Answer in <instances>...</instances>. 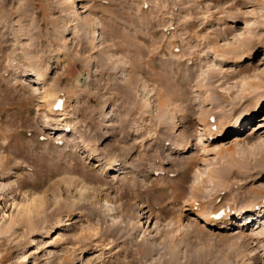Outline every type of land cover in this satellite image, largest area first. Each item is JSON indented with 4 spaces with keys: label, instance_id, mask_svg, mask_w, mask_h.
Returning a JSON list of instances; mask_svg holds the SVG:
<instances>
[{
    "label": "rangeland",
    "instance_id": "obj_1",
    "mask_svg": "<svg viewBox=\"0 0 264 264\" xmlns=\"http://www.w3.org/2000/svg\"><path fill=\"white\" fill-rule=\"evenodd\" d=\"M112 226L144 264H264V0H0V264L128 262Z\"/></svg>",
    "mask_w": 264,
    "mask_h": 264
},
{
    "label": "bare ground",
    "instance_id": "obj_2",
    "mask_svg": "<svg viewBox=\"0 0 264 264\" xmlns=\"http://www.w3.org/2000/svg\"><path fill=\"white\" fill-rule=\"evenodd\" d=\"M252 52H250V53H248V56H249V54H251ZM182 58V57H181ZM238 60V59H237ZM177 82H180L179 80L177 81ZM181 83V82H180ZM183 83V82H182ZM199 88H200V86H197V91H200L199 90ZM202 89V88H201ZM162 95H163V93H162ZM165 96V95H164ZM182 98H184V100H188V97H186L185 95H174L173 97L171 96L170 98H169V100H168V102L170 103H173L174 101H177V100H183ZM203 103V102H202ZM258 104H259V101H258V103L256 104V107H258ZM53 108V107H52ZM19 112V111H18ZM208 119H211V117L210 118H208ZM207 120V118L206 119H204V121H206ZM203 121V120H202ZM161 127L162 128H167L166 126H164V124L163 123H161ZM48 128V127H47ZM59 127H53V128H51L52 130H57V131H64V130H66L65 129V127L64 128H59ZM168 129V128H167ZM166 129V130H167ZM174 129H175V127H174ZM168 130H170V129H168ZM165 133V132H164ZM165 137V136H164ZM172 137V134L169 132L168 133V136H167V138H171ZM218 137V135L216 134V133H211V134H209V135H207V139H205V141L206 142H209L210 143V139H214V138H217ZM162 140V139H161ZM179 142V141H178ZM178 142H173V143H171V144H169V146H171L170 147V149H165L166 151H170V153H171V151H181L182 153H186V152H189V150L190 149H192L193 148V146L195 145V144H193L192 142H189V140H188V142H186L185 140H183L182 141V143L180 144V143H178ZM161 143V142H160ZM166 143V142H165ZM164 143V144H165ZM163 144V143H162ZM163 146V145H162ZM208 146V145H207ZM9 148V147H8ZM7 149V148H6ZM163 150V149H162ZM208 151H210V152H212L211 150H209V149H204V152H208ZM168 154H169V152H168ZM217 154L218 155H221V151L219 150V151H217ZM162 155V154H161ZM164 155V154H163ZM166 157V156H165ZM204 157H205V155H204ZM207 157V156H206ZM162 159H164V158H162ZM171 162H169V164L170 165H172V166H174V165H185L186 164V166H192L193 165V163H194V161L195 160H193V162H191V161H185V160H182V161H175L174 159H171L170 160ZM196 162V161H195ZM9 163V162H8ZM188 164V165H187ZM118 166H116V162H115V160L114 161H112V163L109 165V169L110 170H114V169H116ZM193 167V166H192ZM189 169V168H188ZM115 172L116 171H120V170H114ZM185 174V173H184ZM181 175V174H180ZM210 177H211V180H212V182H214L216 185H219V184H221L222 186H220L218 189V192L220 191H222V190H226V189H228V187L224 184L225 183V176H223V174L222 173H219L218 171H216V170H213V171H210V175H209ZM208 176V177H209ZM185 179H183V176L181 175V177L179 178V179H177V180H174L173 182H176V181H178V182H176L177 184H179V185H177V187L175 188V191H180V193H181V191H183V188H187L188 186H185V181H184ZM181 181L183 182V183H181ZM209 182V180L207 179V178H202V184H203V186L205 185V184H207ZM148 188V187H147ZM154 188V187H153ZM170 188V187H169ZM191 188H192V193H193V196H192V198H191V203H190V207H192V209H194V208H198V206H199V202H200V200H199V198L201 197V198H207L208 197V195L206 194V192L204 191V187H197V186H195V187H192L191 186ZM151 190V189H150ZM161 190H168V187H161V188H155L154 189V192H158V191H161ZM152 191H153V189H152ZM186 191H187V189H186ZM58 192V194L60 193L61 194V191H57ZM62 192H63V194H66V195H68L67 193L69 192H71V190H69V189H62ZM160 193V192H159ZM162 193V192H161ZM160 193V194H161ZM164 196H165V194L164 193H162ZM161 198V197H160ZM173 200H175V199H173ZM172 200V201H173ZM177 200V202H178V199H176ZM49 202H50V200H48L47 198H43V199H41L40 200V202H38L36 205H34L35 207H34V209L36 210V211H39V212H41V209H45V207L46 206H48L49 205ZM263 203V202H262ZM64 204V203H63ZM76 204V203H75ZM73 205V208H78V207H76V205ZM60 205V206H59ZM58 206L60 207V209H62V208H67L66 207V205L64 204V205H62L61 206V204H59ZM260 205V203H254V204H252L251 205V207H253V208H256L257 206H259ZM64 206V207H63ZM159 207V206H158ZM79 208H81V207H79ZM130 208V207H129ZM250 208V207H249ZM31 206L28 208V211L29 212H31V214H32V211H31ZM159 209V208H158ZM69 210H71V209H69ZM73 210H75V209H73ZM91 210H93V214H95V213H97L98 214V210H97V208H92ZM131 210V209H130ZM134 210H136V209H134ZM253 210V209H252ZM44 211V210H43ZM183 211H186V210H181L180 209V217H182V215H183ZM33 212H35L34 210H33ZM39 212H36V213H39ZM253 212V211H252ZM42 213V212H41ZM40 213V214H41ZM201 214V213H200ZM99 215H101L100 213H99ZM198 215V214H197ZM198 216H201L203 219L201 220L203 223L204 222H207V223H210V222H212L211 224V226L210 227H214L215 226V224H219V222L220 221H218V218L216 217V216H218V214H216V213H206V212H204V213H202V215H198ZM103 220V219H102ZM179 221H180V219H179ZM215 222V223H214ZM214 223V224H213ZM37 225V224H36ZM35 225V226H36ZM34 226V227H35ZM122 229V228H121ZM121 229H120V227H111V230H112V233H111V236L113 237V238H116L117 237V239L115 240V241H113V242H118L119 244H121L120 246H122V248H123V250L125 251H129V253L128 252H126L127 253V255H128V257H130L131 259L128 261V262H120V263H117V264H144V261H143V257H145V258H147L146 260H148V259H150L151 257H152V255H153V253L154 252H160V250H158V248L156 247H152V246H150V245H143V246H140V245H138L136 242L134 243V239H133V241H132V238H133V234L135 233V231H136V226H129L128 228H126V231H124L122 234L121 233H119V231H121ZM210 231V230H209ZM111 232V231H110ZM110 234V233H109ZM120 234V235H119ZM186 235V236H193V237H195V238H203V239H212L214 236H215V233H213V232H208V231H204L203 230V228H199L196 224L195 225H192L191 226V228H189V229H187L185 232H183V235ZM111 237V238H112ZM239 238H243V237H239ZM136 247V249H135V251H133V248H135ZM129 248V249H128ZM176 251V250H175ZM139 256V257H138Z\"/></svg>",
    "mask_w": 264,
    "mask_h": 264
},
{
    "label": "snow or ice",
    "instance_id": "obj_3",
    "mask_svg": "<svg viewBox=\"0 0 264 264\" xmlns=\"http://www.w3.org/2000/svg\"><path fill=\"white\" fill-rule=\"evenodd\" d=\"M57 107H59V104H57Z\"/></svg>",
    "mask_w": 264,
    "mask_h": 264
}]
</instances>
